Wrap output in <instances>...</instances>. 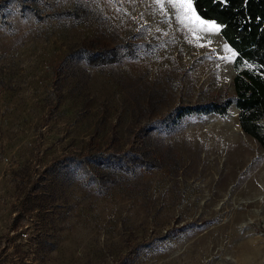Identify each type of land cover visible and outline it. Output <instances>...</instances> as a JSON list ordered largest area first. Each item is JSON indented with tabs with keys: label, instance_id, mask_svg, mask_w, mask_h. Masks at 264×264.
Here are the masks:
<instances>
[{
	"label": "rangeland",
	"instance_id": "374dc122",
	"mask_svg": "<svg viewBox=\"0 0 264 264\" xmlns=\"http://www.w3.org/2000/svg\"><path fill=\"white\" fill-rule=\"evenodd\" d=\"M75 1L39 0L36 14L0 0V264H116L148 239L117 264H264V148L235 105L176 109L233 94L221 26L217 43L182 0H80L85 13L69 15ZM89 40L138 56L71 57ZM151 119L160 167L56 161L124 149Z\"/></svg>",
	"mask_w": 264,
	"mask_h": 264
},
{
	"label": "trees",
	"instance_id": "16d2710c",
	"mask_svg": "<svg viewBox=\"0 0 264 264\" xmlns=\"http://www.w3.org/2000/svg\"><path fill=\"white\" fill-rule=\"evenodd\" d=\"M39 0H20L23 9L39 12ZM196 12L208 21H214L221 26L224 39L235 50L236 74L233 77V94L223 95L196 105L178 106L179 119L192 113L225 115L232 105L239 110L240 126L243 131L258 141L264 148V0H194ZM74 10L76 12L74 13ZM74 10L69 15L85 13V5L74 2ZM135 43H109L103 40L87 41L74 50L71 57L77 55L86 59L90 66H103L120 62L123 58H134L138 55ZM164 114L163 118L168 117ZM154 120L144 124L129 127V141L124 149H113L104 145L84 153L62 155L60 160L72 159L87 165L90 160L116 163L120 167H160L163 159L151 147L150 128ZM55 161V162H56ZM108 174L101 175L107 178ZM105 178V179H106ZM38 176H32L31 187L37 184ZM23 199L18 212L22 211ZM151 242L137 243L121 255L119 262H125L134 257L140 246ZM116 263V264H117Z\"/></svg>",
	"mask_w": 264,
	"mask_h": 264
},
{
	"label": "snow or ice",
	"instance_id": "6c2138e0",
	"mask_svg": "<svg viewBox=\"0 0 264 264\" xmlns=\"http://www.w3.org/2000/svg\"><path fill=\"white\" fill-rule=\"evenodd\" d=\"M185 9L187 11H185ZM179 10L182 14L189 16L190 18L194 17L196 20H199L200 18L195 15V8H194V0H182ZM200 23L202 24L203 21L201 20ZM207 31H219V28L215 24H210L207 26Z\"/></svg>",
	"mask_w": 264,
	"mask_h": 264
},
{
	"label": "bare ground",
	"instance_id": "6f19581e",
	"mask_svg": "<svg viewBox=\"0 0 264 264\" xmlns=\"http://www.w3.org/2000/svg\"><path fill=\"white\" fill-rule=\"evenodd\" d=\"M196 16H198V17L200 18L199 20H197V23L199 24L201 30L208 32V34H210V35L213 37V39L218 43L220 40H219V36H218L219 34H218L217 36L215 35V31H216V30H213V31H207V30H206L208 25H210V24H214V23H213L212 21H208V20L202 19L199 15H196ZM201 20L203 21L202 24L200 23ZM215 25H216V24H215ZM218 32H219V31H218ZM258 188H259V189L264 188V184H262V185L259 186Z\"/></svg>",
	"mask_w": 264,
	"mask_h": 264
},
{
	"label": "built area",
	"instance_id": "2783aa9c",
	"mask_svg": "<svg viewBox=\"0 0 264 264\" xmlns=\"http://www.w3.org/2000/svg\"><path fill=\"white\" fill-rule=\"evenodd\" d=\"M25 236V235H24Z\"/></svg>",
	"mask_w": 264,
	"mask_h": 264
}]
</instances>
